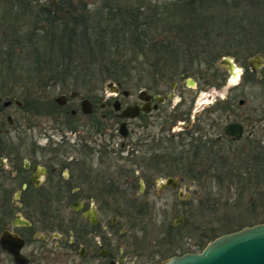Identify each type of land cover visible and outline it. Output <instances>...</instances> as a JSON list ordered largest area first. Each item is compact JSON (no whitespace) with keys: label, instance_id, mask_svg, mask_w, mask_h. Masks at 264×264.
<instances>
[{"label":"flooded vegetation","instance_id":"af4514ba","mask_svg":"<svg viewBox=\"0 0 264 264\" xmlns=\"http://www.w3.org/2000/svg\"><path fill=\"white\" fill-rule=\"evenodd\" d=\"M84 5L73 2L70 7ZM15 12L16 5L7 14L13 15V23ZM212 65L207 63L205 70ZM246 69L250 71L248 64L240 68L241 74ZM185 70L164 81L170 90L160 89L162 78H155L152 85L138 90V100L126 105L117 97H127L129 91L118 82L116 90L105 85L108 96L103 98L99 83L24 84L34 90L24 106L16 94V70L0 68V264H6V255L9 264H132L121 242L126 231L119 228L118 217L127 219L132 237L137 238V231L145 230L141 222L149 211L152 186L160 195L166 188L181 187V181L217 183L227 175L225 161L230 154L264 147V135L260 138L250 131L245 136L242 122L232 119L221 124L223 120L216 118L215 112L222 117L232 110L233 99L203 108L194 119L196 102L181 104L185 98L179 79L185 87L198 83L193 77L184 79L189 77ZM213 75L218 77L217 72ZM81 86L86 89L81 91ZM55 88L61 90L56 93ZM60 95L66 96L62 104L56 101ZM84 99L91 104L90 113L82 112ZM115 100L120 109L137 105L139 114L121 119L113 107ZM239 100L238 106L245 104ZM137 118L140 133L133 125ZM231 123L241 125L240 138L224 133ZM118 135L123 139L119 145ZM15 245L16 262L8 250Z\"/></svg>","mask_w":264,"mask_h":264},{"label":"rangeland","instance_id":"374dc122","mask_svg":"<svg viewBox=\"0 0 264 264\" xmlns=\"http://www.w3.org/2000/svg\"><path fill=\"white\" fill-rule=\"evenodd\" d=\"M70 1L72 2L69 4H62L63 0H0V37L3 38V35H5L2 28L6 31V24L9 26L10 33L12 34L11 38L7 37L4 39L5 41L3 45H9L15 39L14 35H20L21 33L24 36L27 35L29 28L33 26H41V21L34 19V13L39 12L41 8L52 7L53 9V2H57L56 5H58V7L57 9H54L61 16L62 13L66 11L65 8H71L70 6L73 2L85 3V7L81 8H88L89 14L92 16L97 15L99 10H101L99 8L105 9L108 4H111L112 6H116V3L118 2L121 5L126 4L125 0ZM141 2L146 5L144 8L146 15L155 12V10H152L153 5L159 7L157 12L163 10L165 12V10L168 9L167 13H169L168 20H163V23H158L155 29H151L150 27L147 29L144 28L142 31L146 32L147 35L154 34L155 38H165L164 36L167 34L170 35L172 31L181 34V27L186 28L190 24L200 29H204V26H207L206 28L214 29V32L211 33L212 37L215 34L218 35L216 36L217 38H213L212 41H210L211 46L207 48L205 55L202 53V55L192 63H190L189 58L185 57V60L182 62V65H184L183 67H187L189 70V72H186L189 74V77L184 76V79L193 77L198 83L197 86H192L193 88L188 86L185 87L184 80L180 81L179 79L180 85L183 87L185 98L181 104L189 105L190 102H196V107L192 112V115L195 117L194 119L198 118V115H200L203 108H208L209 106L215 105L217 102H221L225 99H233L232 110L223 112L222 117L217 111L215 112L216 118L220 117L223 120L220 122L221 124L231 121L232 119L240 121L245 125V136L252 131L253 133L255 132L257 137L263 138L264 65L255 72L259 75L252 78L253 81L245 80L244 76L240 74L236 84L229 85V87H227L229 80L228 70L225 67L218 65L219 60L223 56L230 58L235 57L237 58V67L246 68L248 58L255 54L248 49L249 46L247 47V45L244 46L243 44H239V41H242L241 39L244 38L238 36L235 30H220V27L224 26V23L222 22L225 19L230 16L238 15L235 13V10H227L228 8L226 5L216 2L220 5L212 4L205 6L200 9L199 12H196L199 17L203 15L205 16L203 19L197 20L190 19L191 17L189 15H192L191 9L182 11L180 10L182 7L175 5L179 0H130L129 6L135 8ZM14 5H16V23L11 21L14 19L13 15H7ZM121 5H118L117 7H121ZM192 13H194V9ZM41 15L43 16V13ZM9 21H11V23ZM16 26L23 30L21 29L19 32L17 30L16 32ZM125 36V40L120 39V37L114 39V42L119 41V46L116 44L117 42L107 43L105 49L108 51H104L103 53L101 52L102 48L98 46L95 47L94 45V48L96 49H94V52L89 59L86 60L89 62L91 61L90 65H87L86 68L83 66L85 69L84 71L89 72V74L86 73L85 77L72 78L68 84L71 85L75 83L74 81H76L77 78L78 80L76 82L80 84L99 83L102 98L107 97L106 83L109 81L117 83V81L110 78H103L106 70L103 69L100 71L102 68L99 63L104 62L107 67L112 69L116 66L115 64H120V61L132 59L130 63L129 61L127 62L128 71H125L129 74L124 73L120 77L122 89L128 90L129 96L124 97L120 94L117 98L120 99L122 105L130 103L134 99L138 100V90L143 88L146 84L152 85L157 73L153 72V64L149 62V60L153 61V57L151 56V58L146 59L144 55H136L139 48H135L132 45V42H129L130 44L126 42L130 41L131 38L129 37L132 35L126 34ZM12 38L13 40H11ZM15 41L16 40L13 42L18 46V43ZM21 42L24 43V40H21ZM28 50L31 51L30 49ZM82 52L83 54H81L80 57H84L85 59L89 50L84 49ZM211 58L216 59L214 60L211 69L207 71L205 70L207 62H205L204 59L210 62ZM111 60L112 62H110ZM169 64L166 65V71H171L169 69H171L170 67L172 66ZM19 66L20 68H16V63L12 62V67L7 65L4 68H14L17 75L19 73L28 72V68H30L29 63L25 61H21ZM160 66L161 68L163 67L162 62L160 63ZM199 71L204 72L205 75L203 78L197 77V72ZM215 72H217L218 76L216 78H214L213 75ZM161 81L163 86H161L160 89L170 90V87L165 85V82L162 79ZM9 82L11 83L12 81ZM26 82L27 78L25 77L21 78L19 82H16V94H20L21 90L27 91L28 89H31L32 91V88H24L22 85L37 84V78L32 77V83ZM49 82L55 83L54 81ZM188 85L191 86L190 83ZM78 88H80L81 91L86 89L84 86ZM59 90L61 89L55 88L54 92L57 93ZM31 91L29 90L27 94H30ZM33 97L45 100L44 97L41 98L35 95H33ZM17 98L23 101L22 97L18 95ZM238 99H244L245 104L238 106ZM75 104H77V102H75ZM23 105H26L25 101H23ZM23 108L20 113L24 112L25 108ZM226 115L228 116V119H225ZM120 121L121 119L118 118L117 122H115L117 128L119 127ZM138 121L139 119L137 118L134 120V123H140ZM136 123L133 124L135 126L134 128L137 129V133H140L141 128H138ZM208 130L214 132L216 131V127L213 129L208 128ZM121 140H123L121 135H118L116 144L119 145ZM123 153H125V150H123ZM117 164H119L118 161ZM231 176L232 174H227L225 178L221 179L222 182L217 183L211 181V183L208 184V181H204L202 185H197L196 183L192 184L189 181H186V183L181 181V187L173 190L166 188L160 193V195L155 193L157 187L152 186L150 188L151 195H149V211H147L146 218L141 222V225L145 224V230L142 232L137 231V238L132 237V233L129 231L130 223H128L127 219L120 216L118 217L120 222L119 228L122 227L126 231L125 238L123 237L122 239V237H120L121 242L124 249L127 250L129 255H131L133 260L132 264H161L164 263L172 253L179 255L182 249H190L192 252H200L198 245L209 232H221L232 227V229L235 230V227H237V224L241 221H243L244 224L249 225L250 223H254L255 220H263L264 198L258 194L260 192V189H258L259 187L255 188V186H252L250 183L251 181L239 182L237 179L231 178ZM179 190L182 193L181 198L178 197ZM187 194L189 198L188 200L185 199V195ZM123 206L126 207L125 204ZM185 211H187V214ZM134 221L136 222V220ZM175 222L176 226L174 225ZM7 260L8 257L6 255L5 261L6 264H9Z\"/></svg>","mask_w":264,"mask_h":264},{"label":"trees","instance_id":"16d2710c","mask_svg":"<svg viewBox=\"0 0 264 264\" xmlns=\"http://www.w3.org/2000/svg\"><path fill=\"white\" fill-rule=\"evenodd\" d=\"M125 2L126 4L123 3L124 5L118 2L116 6L108 4L105 9L99 8L101 10H99L97 15L93 16L89 14L88 8L77 9L73 7L67 8L68 10L65 9L66 11L61 16L54 9L58 7L56 5L57 2L52 3L53 9L52 7L41 8L39 12L34 13V19L44 20L46 25L33 26L29 28L27 35L24 36L21 33L20 35L16 34L18 46L13 42L15 40L13 38L9 45H3L4 39L12 37L10 28L6 30L3 38L0 37V68H4L7 65L12 67V62L16 63V68H20L19 64L21 61H25L29 63L30 68H28L26 73H19L18 75L16 73V82L25 77L28 83H32V77H36L39 84L49 81L68 83L72 78L85 77L86 73L89 74V72L84 71V67L86 68L91 63V61L86 60L89 59L94 49H96L94 45L102 48L101 52L103 53L108 51L105 49L107 43L117 42L116 44L119 46V41L114 42V39L119 37L124 39L125 35L129 34L132 35L129 37L131 39L126 42H132L135 48H139L136 55H144L146 59L152 56L153 61L149 60V62L153 64V72L157 73L155 78L161 77L165 81L177 73L185 72V67L182 65L185 57L189 58L191 62L198 59L202 53L205 55L207 48L211 46L210 41L218 36L215 33L213 37L211 36L214 29L206 28L207 26H204V29H200L191 24L186 28L181 27V34L172 31L170 35H165V38H155L154 34H148V36L142 30L149 27L155 29L158 23L168 20V9L165 12L164 10L157 12L159 7L153 5L152 10H155V12L146 15L144 11L146 5L142 2L135 8L129 6L130 0H125ZM179 2L175 5L182 7L180 9L182 11L191 9L193 12L194 9V13L191 12L192 15H189L190 19H203L205 16L199 17L196 12L212 4L223 3L228 8L227 10H235L238 15L225 19L222 22L224 26H221L220 30H235L238 36L244 38L239 41V44L247 45L251 52L255 54L261 53L264 56V0H179ZM118 5H121V7H117ZM42 13L43 16L41 15ZM11 21L13 22V20ZM11 21L9 22L11 23ZM18 28L16 26V32L22 29ZM21 40H24V43ZM84 49L89 50V53L86 52L87 57L85 59L80 57ZM215 59L211 58L210 62L205 59L204 61L212 64ZM128 61L130 63L132 59L120 61V64H115L116 66L112 69L107 67L106 63L100 62L99 64L102 68H100V71L106 70L103 78H110L120 83L122 74L128 73L125 72L126 70L128 71ZM161 62L162 68L160 66ZM168 64L172 66L169 69L171 71L165 70ZM1 74L3 73H0V76ZM242 75L247 81H253L252 78L256 77V74L248 69ZM29 90L31 91V89L27 91L21 90L18 95L26 103L32 98L27 94ZM225 162L228 166L226 172L227 174H232L231 178H235L239 182L251 181L252 186H255V188L259 187L260 192L258 194L264 198V147L251 148L248 152H242L239 155L230 154ZM218 182H222L221 177ZM242 223L243 221L239 222L235 230L232 227L221 232H209L198 245L199 250L202 251L207 245L206 243L224 234V232H235L243 226H247ZM256 223H264V219L261 221L255 220L254 223L249 225ZM185 252H192V250L182 249L180 254Z\"/></svg>","mask_w":264,"mask_h":264},{"label":"water","instance_id":"95a60500","mask_svg":"<svg viewBox=\"0 0 264 264\" xmlns=\"http://www.w3.org/2000/svg\"><path fill=\"white\" fill-rule=\"evenodd\" d=\"M236 62L237 58L225 56L218 62L220 66H224L229 70L227 87L236 84L241 74L242 70L237 74V80L235 82L231 81L234 67H237ZM247 64L250 71L255 73L264 65V56L261 53H256L248 58ZM106 85L107 87L113 86L116 90L113 81L107 82ZM71 94L73 95V92ZM139 98H142V91L139 92ZM65 99V95H60L56 98V101L62 104ZM81 103L82 112L90 113L91 104L88 100L84 99ZM239 103L243 104L244 99H240ZM113 107L115 110H119L118 116L121 119L135 117L141 109L137 105H129L120 109L118 100L113 102ZM240 126L235 123L228 124L224 129V133L228 136L233 135L235 138H240L242 133V127ZM120 130L124 134L125 122L121 123ZM8 250L14 255V261L16 262V245L15 248H9ZM161 264H264V223L243 226L235 232H224V234L208 242L202 251L173 255Z\"/></svg>","mask_w":264,"mask_h":264},{"label":"bare ground","instance_id":"6f19581e","mask_svg":"<svg viewBox=\"0 0 264 264\" xmlns=\"http://www.w3.org/2000/svg\"><path fill=\"white\" fill-rule=\"evenodd\" d=\"M239 71H240V68H238V67H234V74L232 75V77H231V81L232 82H235L236 80H237V74L239 73Z\"/></svg>","mask_w":264,"mask_h":264}]
</instances>
